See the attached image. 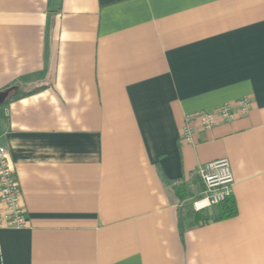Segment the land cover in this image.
<instances>
[{"label":"crops","instance_id":"crops-1","mask_svg":"<svg viewBox=\"0 0 264 264\" xmlns=\"http://www.w3.org/2000/svg\"><path fill=\"white\" fill-rule=\"evenodd\" d=\"M10 88L26 226L0 228V264H264V0H0ZM241 98L246 114L196 125ZM219 159L236 215L190 226Z\"/></svg>","mask_w":264,"mask_h":264},{"label":"built area","instance_id":"built-area-1","mask_svg":"<svg viewBox=\"0 0 264 264\" xmlns=\"http://www.w3.org/2000/svg\"><path fill=\"white\" fill-rule=\"evenodd\" d=\"M248 109H250L249 101L241 98L235 103L223 104L212 112H197L193 115V119L200 128L210 129L219 121L224 123L234 120L236 113L246 114ZM191 133V128H184L183 136L187 142L190 141ZM6 157L7 151L0 142V228L19 229L26 226V218L13 166ZM197 172L203 189L201 197L191 203L195 212L219 205L230 198L233 178L227 159L208 163L200 167Z\"/></svg>","mask_w":264,"mask_h":264},{"label":"trees","instance_id":"trees-1","mask_svg":"<svg viewBox=\"0 0 264 264\" xmlns=\"http://www.w3.org/2000/svg\"><path fill=\"white\" fill-rule=\"evenodd\" d=\"M30 93H33V90L28 91V92L19 93L18 95H15L13 99L28 95ZM3 105H0V116H2L3 114V110H4ZM173 192L175 196L179 198L180 201H183L187 193H189L188 191H186L185 186L183 184L175 185L173 188ZM183 194H186V195H183ZM231 201L232 200L229 198L227 201L222 202L220 204L221 206V215H219L220 219H227V218H231L234 215H236V207L234 203H232ZM191 203L192 202L184 204L185 212H186V215L184 218L187 220L190 226L202 225L211 220V217H209V215L206 213V210L194 212L192 209Z\"/></svg>","mask_w":264,"mask_h":264},{"label":"water","instance_id":"water-1","mask_svg":"<svg viewBox=\"0 0 264 264\" xmlns=\"http://www.w3.org/2000/svg\"><path fill=\"white\" fill-rule=\"evenodd\" d=\"M13 88L0 92V105L5 103L12 96Z\"/></svg>","mask_w":264,"mask_h":264},{"label":"rangeland","instance_id":"rangeland-1","mask_svg":"<svg viewBox=\"0 0 264 264\" xmlns=\"http://www.w3.org/2000/svg\"><path fill=\"white\" fill-rule=\"evenodd\" d=\"M194 211V210H193ZM195 212V211H194Z\"/></svg>","mask_w":264,"mask_h":264}]
</instances>
